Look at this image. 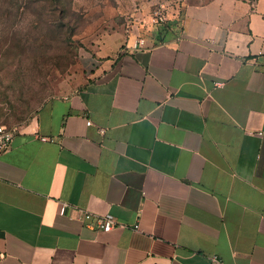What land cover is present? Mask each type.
<instances>
[{
  "label": "crops",
  "instance_id": "0c3cea01",
  "mask_svg": "<svg viewBox=\"0 0 264 264\" xmlns=\"http://www.w3.org/2000/svg\"><path fill=\"white\" fill-rule=\"evenodd\" d=\"M134 35L0 157V264H264V0Z\"/></svg>",
  "mask_w": 264,
  "mask_h": 264
},
{
  "label": "rangeland",
  "instance_id": "374dc122",
  "mask_svg": "<svg viewBox=\"0 0 264 264\" xmlns=\"http://www.w3.org/2000/svg\"><path fill=\"white\" fill-rule=\"evenodd\" d=\"M211 0H0V126L22 128L77 89L101 48L150 33ZM170 21L153 25L156 6ZM116 39L113 42L112 39Z\"/></svg>",
  "mask_w": 264,
  "mask_h": 264
},
{
  "label": "built area",
  "instance_id": "2783aa9c",
  "mask_svg": "<svg viewBox=\"0 0 264 264\" xmlns=\"http://www.w3.org/2000/svg\"><path fill=\"white\" fill-rule=\"evenodd\" d=\"M249 1L251 2L252 5H254L256 0H249ZM169 21L170 18L165 4H159L158 6H156L151 16V23L153 25H164L167 24ZM134 36H135V40L132 48L133 50L136 51L139 49H149L146 39L142 38L139 35H134ZM87 124L88 126H90L91 122H88ZM17 131L18 128L8 129L6 127L0 126V157L9 150L14 135ZM101 133L104 134L105 130H101ZM66 208H67L66 205H63L61 207L60 215L64 216L66 214ZM92 218L93 215L90 213L83 214V219L86 222H89L90 220H92ZM97 221L100 230L104 232H110L118 226V222L115 220L113 216L110 215L97 216ZM135 228L138 229V226Z\"/></svg>",
  "mask_w": 264,
  "mask_h": 264
},
{
  "label": "trees",
  "instance_id": "16d2710c",
  "mask_svg": "<svg viewBox=\"0 0 264 264\" xmlns=\"http://www.w3.org/2000/svg\"><path fill=\"white\" fill-rule=\"evenodd\" d=\"M56 1H59V0H56ZM3 127H6V126H3ZM6 128H8V129H12V127H6Z\"/></svg>",
  "mask_w": 264,
  "mask_h": 264
}]
</instances>
